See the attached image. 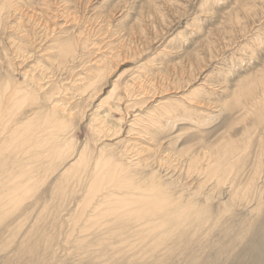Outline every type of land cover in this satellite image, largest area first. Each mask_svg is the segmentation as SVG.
<instances>
[{
  "label": "rangeland",
  "instance_id": "obj_1",
  "mask_svg": "<svg viewBox=\"0 0 264 264\" xmlns=\"http://www.w3.org/2000/svg\"><path fill=\"white\" fill-rule=\"evenodd\" d=\"M262 86L264 0H0V264H264ZM229 148L244 155L224 172ZM100 155L125 178L121 196L154 171L164 193L195 199L205 233L180 250L143 236L146 209L110 214L115 182L92 187Z\"/></svg>",
  "mask_w": 264,
  "mask_h": 264
},
{
  "label": "bare ground",
  "instance_id": "obj_2",
  "mask_svg": "<svg viewBox=\"0 0 264 264\" xmlns=\"http://www.w3.org/2000/svg\"><path fill=\"white\" fill-rule=\"evenodd\" d=\"M71 43V42H70ZM67 44H69V41H68V43ZM71 44H69V46H65L63 49H64V51L66 52V53H69L70 51L72 52V51H74V50H71L72 48H71V46H70ZM67 48V49H66ZM71 48V49H70ZM30 76V75H29ZM26 77H28V75L26 76ZM30 77H28V79H29ZM26 79V78H25ZM1 88V87H0ZM26 89V88H25ZM1 90H3V88H1ZM4 90H5V88H4ZM36 90V89H35ZM256 90H257V88H256ZM256 90H255V92H256ZM262 90H264V87L262 86ZM261 90V91H262ZM1 92V91H0ZM29 92H31V91H29ZM263 92V91H262ZM2 93V92H1ZM255 95V94H254ZM264 95V94H263ZM13 97V96H12ZM252 97V96H251ZM254 97H256V96H253V99H252V101L254 102ZM34 100V99H33ZM258 100V99H257ZM0 101H1V99H0ZM38 101V100H37ZM248 101V100H247ZM43 102V101H42ZM253 102H250L251 104L253 103ZM45 103V102H44ZM259 103V102H258ZM31 104H33L34 105V103H31ZM243 104V103H242ZM246 104V103H245ZM249 104V102L247 103V105ZM32 105V106H33ZM37 105V104H36ZM1 106V105H0ZM31 106V107H32ZM35 106V105H34ZM52 106V105H51ZM251 107V106H250ZM40 108V107H39ZM41 108H43V107H41ZM41 108H40V111H41ZM51 109H54V107L53 108H51ZM57 109V108H56ZM249 109V108H248ZM247 109V110H248ZM58 110H61V109H59L58 108ZM36 111V110H35ZM39 111V113H41ZM46 111H48V110H46ZM46 111H44V112H46ZM36 113H38V112H36ZM56 113V112H55ZM60 113V112H59ZM58 113V114H59ZM16 114V113H15ZM34 114V113H33ZM32 114V115H33ZM53 114H54V112H53ZM14 115V114H13ZM21 115V114H20ZM19 115V116H20ZM38 116L37 114H34V116ZM16 116V115H15ZM59 116V115H58ZM63 116V115H62ZM61 116V117H62ZM17 117V116H16ZM31 117V116H30ZM28 119V118H27ZM56 119V118H55ZM55 119H53V120H55ZM64 119V118H63ZM34 120V119H33ZM60 120V119H59ZM62 120V119H61ZM258 120V119H257ZM29 122H31V120H28ZM27 121V122H28ZM57 121H58V119H57ZM26 122V123H27ZM55 122H56V120H55ZM62 122V121H61ZM25 123V122H24ZM58 123H60V122H58ZM54 124V123H53ZM60 126V125H59ZM52 127V126H51ZM50 127V128H51ZM54 127V126H53ZM61 127V126H60ZM8 129V128H7ZM16 129V128H15ZM49 129V128H48ZM63 129V128H62ZM3 130V129H2ZM9 130V129H8ZM11 130V129H10ZM9 130V131H10ZM56 130V129H55ZM58 130V129H57ZM61 130V129H60ZM38 131V130H37ZM42 131V130H41ZM44 131V130H43ZM43 131H42V134H40V135H43L44 136V134H43ZM50 131H52L51 129H50ZM4 132H5V129H4ZM41 133V132H40ZM56 133H57V131H56ZM35 134V133H34ZM58 134H60V133H57L56 135H58ZM37 135V134H36ZM52 135H54L53 134V132H52V134H50L49 136L51 137ZM11 136V133L9 134V137ZM42 136V137H43ZM106 137H110L111 136V133L109 132V133H106V135H105ZM45 137V136H44ZM31 138H34V137H31ZM6 139H9L8 137L6 138ZM37 139V138H36ZM36 139H31V140H36ZM38 139H39V137H38ZM43 140H44V138H42ZM9 140H11V139H9ZM30 139H28L27 141H31ZM40 140V139H39ZM38 140V141H39ZM12 141V140H11ZM16 141V140H15ZM5 142H7V140H5ZM21 142H23V141H21ZM45 142V145L48 143L47 142V140H45L44 141ZM44 142H42V143H44ZM47 142V143H46ZM237 142V141H236ZM24 143H26V141H24ZM24 143L22 144L23 146H24ZM34 142H32V143H30V145H29V143H26L27 145H29V146H33V145H31V144H33ZM35 143H37V142H35ZM19 144V143H18ZM18 144H17V147H18ZM49 144V143H48ZM35 145V144H34ZM44 144H42V146H43ZM44 145V146H45ZM53 145V144H52ZM20 146H21V143H20ZM26 146V145H25ZM24 146V147H25ZM28 146V147H29ZM39 145L37 144V147H38ZM43 146V147H44ZM56 146V145H55ZM55 146H54V149H55ZM7 147V146H6ZM16 148V147H15ZM22 148V147H21ZM26 148V147H25ZM40 149H41V147H39ZM48 148V147H47ZM53 148V147H52ZM5 149V148H4ZM19 149V148H18ZM43 149V148H42ZM41 149V150H42ZM21 150H23V149H20V151ZM47 150V149H46ZM53 150V149H52ZM50 151V155L52 156V154H54L56 151L55 150H53V151ZM86 150V149H85ZM236 151L238 152V150H236L235 148H229V149H227L224 153H225V158L223 159V162L222 163H220V162H216V164H219V165H221L220 167H222L223 168V171L224 172H226L225 170L226 169H228V168H230L231 167V159H233V158H235L236 156H238L237 154H236ZM240 151V150H239ZM242 151V150H241ZM23 152V151H22ZM47 153V152H45V149L44 150H42V153ZM73 152V151H72ZM80 152H82V150H80ZM103 152H104V150H103ZM43 153V154H44ZM102 153V152H101ZM239 153V152H238ZM74 154V153H73ZM138 154H140V153H138ZM239 154H241V155H244V153H239ZM21 155H23V154H21ZM28 155V154H27ZM41 155V154H40ZM48 155H49V153H48ZM84 153L82 152V153H80L79 154V156H77V161L76 162H74V163H81V162H83L84 160H82V159H85L84 158ZM94 157H96V156H94ZM102 155H100V156H98V158H97V162L95 163V166L94 167H92L93 168V170H94V173H93V175H94V179L92 180L93 182V185H92V187L93 186H100V184H101V181H107V182H111V183H113V182H115L114 183V185L112 186V188L111 189H109V191H108V193L105 195V200L107 199V198H112V197H115L116 195H119L118 196V199H117V201L115 202V204L117 205V208L116 209H113V210H111V209H109L110 208V206L112 205L111 203H109V202H105V205H107V206H105L106 208L105 209H107V210H110V214H116L115 212H117V213H119V211L120 210H122V208H126V207H128L130 210L124 215V216H127V218L125 219V220H129L130 218L132 219V217H133V219L135 218L136 220H137V218L138 217H140L141 216V211H142V209L144 208V209H146L148 212H144L145 214H146V216H142L141 218H140V220H144V222H142V223H144L142 226H146L147 227V232H146V234L145 235H143V236H145V237H147V235H148V237H149V235H151V234H156L157 232H162L163 234H165V236H163L164 238L163 239H165V242H169V240H172L175 236L177 237V243H176V247L178 248V249H180L181 250V246L183 245V242H182V239L184 238V236L188 233L190 236H191V238L195 235V231H197L198 229H202L203 230V228H204V226H205V224L207 223V222H209V221H207V222H204V224H203V222H201L202 220H203V214H200L201 212H202V209L197 205V202H195V199H189V200H179V201H177V200H175V199H173V197L172 196H170L169 194H166V193H164V191H163V184H161L160 183V181H157L156 179H155V173H154V171H152L151 173V175H150V177H149V175H148V177H149V179H150V184H148V185H146V186H140V185H138L137 183L136 184H133L132 185V187H130V189H132L133 190V192H135L136 191V189H141L140 190V193H134V194H132V195H130L129 196V198H127V197H124V196H121L122 195V192L121 191H119V190H122V188H123V186L122 185H124V180H125V178H123V177H118V172H117V169H116V167H115V165L114 164H112V161H113V158H112V156H110L109 158H106L105 157V160L103 161V160H101L102 158ZM199 156H197V152L195 151V155H194V158H193V160H195V161H193V163L194 162H196V164L194 165V168L196 169L197 168V166H198V164H200V166L197 168V172H200V174L201 175H204L205 176V178L206 179H208V178H210V176L211 175H213L214 174V169H213V164H211L210 162H209V158H208V163H206V162H200V161H198V158ZM241 157H243V156H241ZM241 157H240V159H241ZM247 157V156H246ZM246 157H243V159L244 158H246ZM29 158H31V157H28V159ZM75 158H76V156H75ZM74 158V159H75ZM89 158V157H88ZM90 158H91V156H90ZM248 158V157H247ZM32 159V158H31ZM40 159H42V158H40ZM238 159H239V157H238ZM237 159V160H238ZM95 160V159H94ZM27 161V160H26ZM29 161V160H28ZM27 161V162H28ZM42 161V160H41ZM40 160L38 161V162H41ZM243 160H241V162H242ZM86 162V161H85ZM129 162V161H128ZM135 162V161H134ZM238 162V161H237ZM240 162V161H239ZM238 162V163H239ZM240 162V163H241ZM115 163V162H114ZM132 163H133V161H132ZM237 163V164H238ZM240 163H239V165H240ZM102 164H107L108 165V167L107 168H105V170L103 171V173H101V174H99L100 172H101V169H102ZM215 164V165H216ZM236 164V165H237ZM260 164V163H259ZM42 165V164H41ZM238 165V166H239ZM134 167V166H133ZM136 167V166H135ZM258 167V166H257ZM91 168V169H92ZM44 169V168H43ZM67 169V168H66ZM70 169V168H69ZM136 169V168H135ZM260 169H261V167H260ZM56 170V169H55ZM232 170V169H231ZM241 170V169H240ZM70 172V171H69ZM68 172V173H69ZM136 172H139V171H136ZM212 172H213V174H212ZM216 173V175L219 173V171L218 172H215ZM230 175H231V173H229ZM121 175V174H120ZM259 176L261 175L260 173L258 174ZM147 176V175H146ZM229 176V175H228ZM238 176V174L235 176V177H237ZM203 178V177H202ZM230 180H231V178H229V182H230ZM238 180H240V178L238 179ZM83 181V180H82ZM120 181H122V182H120ZM233 181V180H232ZM192 182V181H191ZM206 183V180H204L203 182H197L195 185H196V187H195V190H194V195H196V194H198L199 193V191H201L200 189H202L203 187H202V185L204 186V184ZM231 183V182H230ZM229 183V184H230ZM241 182H239V184H240ZM233 184V183H232ZM255 184V183H254ZM194 185V184H193ZM207 185V184H206ZM255 186V185H254ZM248 187V186H247ZM244 188V187H243ZM245 188H246V186H245ZM244 188V189H245ZM88 189V188H87ZM96 190H99L100 188L99 187H96L95 188ZM212 189H213V187H212ZM240 189V188H239ZM239 189H238V191H239ZM243 189V190H244ZM242 190V189H241ZM163 191V192H162ZM244 191H246V190H244ZM203 192V191H202ZM240 192H242V191H240ZM247 192V191H246ZM245 192V193H246ZM233 194L232 195H234L235 193L234 192H232ZM207 194V193H206ZM205 193H204V195L205 196H207L208 197V195H206ZM242 194V193H241ZM247 194V193H246ZM249 194V193H248ZM237 195V194H236ZM248 195H246V197H247ZM234 197V196H233ZM239 197V196H238ZM231 198H232V196H231ZM244 198L245 197H242V199L244 200ZM234 199H236V198H234ZM234 199H233V202H234ZM242 199H241V201H242ZM102 200V199H101ZM231 200V199H230ZM248 205L250 204V202L248 203V201L246 202ZM245 204V203H244ZM247 204H245V205H247ZM98 205V204H97ZM101 205V204H100ZM207 205H209V204H207ZM226 205V204H225ZM224 205V206H225ZM96 206V205H95ZM94 206V207H95ZM104 206V205H103ZM198 206V207H197ZM205 206V205H204ZM230 205H228V208H230L229 207ZM232 206H233V204H232ZM209 207V206H208ZM97 208V207H96ZM203 208V207H202ZM104 209V208H103ZM208 210V209H207ZM93 211V210H92ZM97 211V210H96ZM208 215V214H207ZM128 217H129V219H128ZM204 218H205V216H204ZM232 218V217H231ZM234 219H235V217H233ZM134 219V220H135ZM202 219V220H201ZM206 219H209L208 217L206 218ZM135 220V221H136ZM211 220V219H210ZM138 221V220H137ZM206 221V220H205ZM230 221H233L232 219L230 220ZM235 221H236V219H235ZM235 221H233V225H234V222ZM132 222V221H131ZM246 222V221H245ZM130 223V222H129ZM231 223V222H230ZM229 223V224H230ZM202 224H203V226H202ZM228 224V229H230V225ZM237 224V223H236ZM203 227V228H199V227ZM235 226V225H234ZM239 226V225H238ZM134 228V227H133ZM144 228V227H143ZM242 228H244L245 229V226H243ZM208 229V228H207ZM232 229H234V228H232ZM249 229V228H248ZM137 230V229H136ZM205 230V229H204ZM204 230L202 231V233L204 232ZM231 230V229H230ZM228 231V230H227ZM235 231V230H234ZM240 231H242V230H240ZM240 231L239 232H237L238 234L240 233ZM244 231V230H243ZM134 232V234H135V231H133ZM143 232V231H142ZM200 232V231H199ZM206 232H207V230H206ZM208 232H209V230H208ZM207 232V233H208ZM222 232V231H221ZM226 231H223L222 233H225ZM230 232H232V230L230 231ZM229 232V233H230ZM141 233V232H140ZM144 233H145V231H144ZM205 233V232H204ZM233 233V232H232ZM236 233V234H237ZM133 234V235H134ZM142 234V233H141ZM194 234V235H193ZM227 234V233H226ZM248 234V233H247ZM136 235L138 236L139 235V237H140V234H137V232H136ZM135 235V236H136ZM208 235V234H207ZM227 235H229V234H227ZM244 235H245V233H244ZM142 236V235H141ZM152 236V235H151ZM243 236V235H242ZM241 236V237H242ZM144 237V238H145ZM225 237H226V235H225ZM224 237V238H225ZM230 237V236H229ZM228 237V238H229ZM239 237V236H238ZM241 237H239V238H241ZM249 237V236H248ZM142 238V237H141ZM236 238V237H235ZM244 238V237H243ZM242 238V239H243ZM246 238V237H245ZM253 238V237H252ZM255 239V238H254ZM162 240V239H161ZM237 240V239H236ZM245 241H246V239H245ZM244 242V241H243ZM234 244L235 242L233 241V242H231L230 244ZM246 243V242H245ZM206 245L208 244L207 242L205 243ZM242 245V244H241ZM244 245V244H243ZM257 246V245H256ZM167 247V246H166ZM202 247H204V246H202ZM209 247V246H208ZM235 247H236V245H235ZM247 247H249V246H246V249H247ZM253 247V246H252ZM251 246H250V248H252ZM234 248V247H233ZM232 248V249H233ZM240 249L241 247H237V249ZM243 248H245V247H243ZM254 248V250L255 251H257L258 253H260L259 252V250H257L255 247H253ZM207 249V248H206ZM214 249V248H213ZM242 249V248H241ZM235 250V249H234ZM247 250H249V249H247ZM252 250V249H251ZM253 250V251H254ZM174 251V249H172V248H170V250H169V252H170V254L172 255V252ZM228 251H231L229 248H228ZM212 252H213V250H212ZM219 252V251H218ZM239 252H241V250L240 251H238V254H239ZM242 252H243V250H242ZM248 252H250V250L248 251ZM247 252V253H248ZM257 252H256V255H258L257 254ZM182 253V252H181ZM221 253V252H220ZM232 253H233V251H232ZM244 253L245 252H243V255H244ZM254 253V255H255V252H253ZM252 253V254H253ZM169 254V255H170ZM219 254V253H218ZM217 254V255H218ZM235 254V253H234ZM237 254V255H238ZM250 254H251V252H250ZM260 254H262V252L260 253ZM168 255V254H167ZM168 255V256H169ZM212 255H213V253H212ZM215 255V254H214ZM217 255H215V257L217 256ZM242 254H239L238 256H239V258H240V256H241ZM226 256H227V254H226ZM230 256H232V255H230ZM238 256H235V258H233V259H236L237 261H238V259L236 258V257H238ZM246 254H245V258H242V259H240V260H244V263H245V259H248V258H246ZM217 257H220V258H223V257H221V255H219V256H217ZM251 257V256H250ZM255 257V256H254ZM254 257H252L254 260L255 259H257V257L256 258H254ZM261 257V256H260ZM219 258V259H220ZM229 258V261L228 262H231V264L232 263H234L233 261H231L232 260V258H230V257H228ZM198 259V258H197ZM231 259V260H230ZM193 260V259H192ZM199 260V259H198ZM198 260H197V262H198ZM216 260V259H215ZM214 260V261H215ZM224 260V259H223ZM250 260H252V259H250ZM221 261H222V259H221ZM220 261V262H221ZM235 261V260H234ZM237 261H235V262H237ZM216 262V261H215ZM228 262H226V264L228 263ZM217 263V262H216ZM221 263H223V262H221ZM221 263H219V264H221ZM240 264V262H237V264ZM247 263V262H246ZM250 263V262H249ZM248 263V264H249ZM180 264V263H179ZM196 264V263H195Z\"/></svg>",
  "mask_w": 264,
  "mask_h": 264
}]
</instances>
